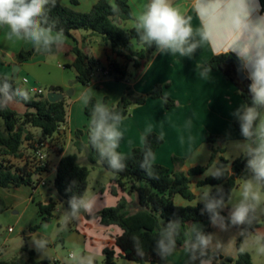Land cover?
I'll list each match as a JSON object with an SVG mask.
<instances>
[{"label": "clouds", "instance_id": "9594fccd", "mask_svg": "<svg viewBox=\"0 0 264 264\" xmlns=\"http://www.w3.org/2000/svg\"><path fill=\"white\" fill-rule=\"evenodd\" d=\"M57 3L58 0H0V28L8 29V40H23L31 43L37 53L54 54L66 40L63 29H58L57 21L49 15ZM192 8L199 19L195 27L193 17L182 13L172 0H146L134 18V32L139 44L154 49V54L191 59L208 44L218 56L235 57L238 73L248 81V102L231 113L241 137L235 148L247 176L235 201L223 183L205 186L198 193L202 205L199 214L207 217L208 227L215 231L194 223L181 233V220L169 219L159 232L154 251L167 260L183 235L181 246L188 264H214L218 254L231 247V240L226 243L218 234L235 231L243 240L240 252L246 251L251 241L256 254L264 255V230L256 227L264 218V0H193ZM118 11V6L113 5V12ZM197 67L202 77L212 71L210 65ZM30 92L26 87L14 86L8 77H0V110L14 102L29 101ZM80 99L85 107L91 103L88 88L82 90ZM123 119L122 113L103 101L92 104L89 144L113 173L127 168L128 158L118 151L124 136L120 130ZM154 160L155 154L145 138L139 167L149 178H153ZM233 163L216 161L205 170L203 178L225 181L234 175ZM76 186L73 180L65 188L72 195L62 213L60 231H67L70 224L96 211V200L86 193L74 194ZM132 240L136 254L142 257L139 237L133 235ZM49 243L46 236L33 235L30 249L37 255H46ZM94 260V255L77 247L68 253L65 264H94Z\"/></svg>", "mask_w": 264, "mask_h": 264}, {"label": "trees", "instance_id": "16d2710c", "mask_svg": "<svg viewBox=\"0 0 264 264\" xmlns=\"http://www.w3.org/2000/svg\"><path fill=\"white\" fill-rule=\"evenodd\" d=\"M76 3L73 0V4ZM113 5L118 6V12H113ZM49 15L51 19L57 21V28H62L67 37L73 38L75 31L84 30L109 43L117 58L110 59L107 69L109 70L108 76L117 81H123L130 77V66L134 68L135 75L140 76L156 55L154 49L139 44L134 29L127 31L120 25L123 21L134 20L130 0H113V3L110 0H99L89 12L77 11L72 7L62 5L58 1L57 6L51 9ZM137 46L138 48H136ZM37 54L40 53H37L35 49L22 51L17 55V61L24 63ZM72 54L75 59L70 68L76 71L80 84L90 86L100 65L99 60L79 45L72 49ZM118 58L123 59L124 63H121ZM229 59L227 55H217L209 61L208 65L212 66L213 70L222 71L226 78L237 86L239 94L247 103L249 99L248 81H242L239 78L236 64L234 62L229 63ZM0 77L5 76L0 75ZM9 79L14 86L24 87L16 83L14 76ZM164 88L163 85H157L146 95H137L132 88H127L119 103L111 108L122 113L124 119L129 117L133 106L144 105L148 99H163L166 108L172 109L177 105V102L164 94ZM51 91L64 92L62 88L57 87H52ZM96 101L95 98H92L91 103L85 108V114L89 118L92 104ZM19 103H23L27 108L24 115H20L9 107L0 110V189L22 186L36 188L43 183L44 174L51 170L47 159L41 161L37 158V144H46V142L52 144L60 130L69 123L67 99L52 103L44 94L34 96L31 94L29 101H19ZM235 127L239 131L236 122ZM35 129L42 131L43 138H37L33 131ZM82 136L83 131L78 130L75 133L73 143L79 153L88 151V164H83L78 154H65L64 148L58 151L61 159L56 168V177L52 188L65 202L72 195V193H66L65 188L73 180L77 181V186L73 190L74 194H87L91 174L90 166L102 164L104 168L113 173L106 162L100 160L98 153L91 148L89 142L86 147L82 141ZM145 138L154 154L164 144L163 137L161 138L157 133H149ZM207 142L212 146V157L207 166H197L188 172H184L182 168L185 165V159L174 156V169L172 170L154 163L153 178H149L139 167L142 150L145 147V139L142 147L135 148L131 154L125 155L128 158L126 161L127 168L121 173H113L116 176L117 186L113 187L112 191L117 195V188H120L130 196H135L138 207L133 209L132 203L126 198H122L116 206L105 208L96 214L102 225L107 227L118 226L123 231L122 235L118 236L115 241V246L121 250V253L118 255L115 247L107 246L103 251V264H118L117 257L138 264H169V257L167 260H162L154 251L155 241L165 222L169 219L179 218L181 220V233H183L193 223L208 221L206 216L199 214L200 207H202L200 203L184 206L176 201L178 196L189 202H194L197 199L193 190V178L202 177L195 183L199 187L223 183L225 190L229 191L232 196L247 176L243 168V159L240 156L233 160L234 175L225 181L203 178L205 170L216 161L228 162L224 157V148L222 146L216 147L217 143L224 144L226 142L224 137L208 134ZM15 161L19 164H16ZM56 207L57 204L53 200L46 205L39 203V213L43 222L50 223L53 220ZM7 208L5 198L0 195V214L4 213ZM256 227L259 228L260 225L257 224ZM37 229L38 226H34L28 231L32 233L36 232ZM208 231L211 230L208 229ZM133 235L138 236L142 243L144 252L142 257L136 254L132 240ZM182 240L183 235L178 239L177 249L182 248ZM242 243L243 240L240 238L238 249ZM23 251L26 254V259L22 264H61L57 260L39 258L37 253L28 246H25ZM0 264L14 263L1 262ZM214 264H253V259L247 251H239L236 258L226 257L220 253L214 260Z\"/></svg>", "mask_w": 264, "mask_h": 264}, {"label": "crops", "instance_id": "0c3cea01", "mask_svg": "<svg viewBox=\"0 0 264 264\" xmlns=\"http://www.w3.org/2000/svg\"><path fill=\"white\" fill-rule=\"evenodd\" d=\"M58 1L62 5L72 7L77 11L89 12L99 0H75L77 2L76 4H73V0ZM110 1L113 3V0ZM145 2L146 0H130L134 18L142 10ZM172 2L182 13L193 17L192 23L194 27L199 25V19L196 17L192 8L193 0H172ZM120 25L127 31L132 30L134 29V20L123 21ZM7 31L8 29L6 27L0 28V53L11 60V63L6 61L7 59L0 61V65L3 66L0 75H4L5 77L13 78L11 66L19 65L18 78L23 75L24 79L26 75L29 74L27 65L44 64L49 66V60L52 59V57H57L58 59L62 58L64 62H61L59 67L67 70L70 69L74 79L71 80L70 83H67L66 80L63 79L60 82H53L51 84L54 87L62 88L64 92H73L71 96H75L79 90L82 92L83 88H88L91 85H101L103 88L109 86L110 89H106L105 94L102 96L100 94H92V98L103 101L110 108L115 107L119 103L127 88H132L137 95H146L157 85H163L165 87L164 94L177 102L175 107L167 109L163 99H148L144 105L133 106L129 117L121 122L120 130L123 132L124 136L120 142L118 151L124 155H129L135 148L142 147L146 135L149 133H157L163 137L164 144L157 150L154 163L172 170L174 169L173 157L177 156L185 159V165L182 171L188 172L191 168H194L193 165L197 167L206 166L208 164L212 153V146L207 142L208 134L224 137L226 141L236 142L241 140L239 131L235 127V121L231 115L236 108L245 104L243 98L239 94L237 86L229 81L220 70L212 69L207 77H202L199 74L197 65H208L209 61L214 56H217L213 51V46L205 44L191 59L183 58L179 55L156 54L148 68L140 76H136L134 68L130 66L129 72L131 78L127 81H117L97 71L96 73L98 74L99 80L96 81L94 78L90 86H83L77 79L76 71L70 68L75 59L72 54V49L79 45L90 55L99 60L100 65L98 69L107 70L110 59L117 58L113 54L112 47L109 43L104 42L98 36H92L90 32H83L82 30L75 31L73 33V38L65 36L66 40L64 47L56 52V54H41L24 63H18L17 55L22 51L32 50L34 47L31 43L23 40H8L5 35ZM136 48H138V46ZM118 60L124 63L123 59L118 58ZM67 97L68 96H66V99ZM72 104L71 120L69 119V123L60 130L59 134L52 141V144L46 142V147L48 146L55 155L53 157L50 155L47 156L51 171L46 174H54L56 176V168L61 159L58 151L64 148L66 154L69 145L74 144L73 140L75 133L78 130H82L83 126L87 128L89 125L90 118L87 117L86 114L85 116L87 118H83V120L82 118L75 117L76 105H79L82 112L85 113L86 107L80 97L75 98ZM33 131L35 132V130ZM82 141L87 147L89 137L86 140L82 136ZM224 144L219 142L216 146L223 147ZM25 146L27 147V145ZM46 149L47 148H45V150ZM227 152L228 150L225 149V158ZM83 160L82 158V163L84 162ZM91 176L92 170L89 177V186ZM201 178L202 177H197L196 179L198 181ZM43 183L39 184L36 188L22 186L19 188L0 189V195H2L7 202V210L10 208L13 210L16 209L15 214L18 217H16L15 223L17 228L20 227L21 231H25L27 228L32 227V223H25L24 219L28 211L32 209L31 205L33 203L39 201L33 213L40 216L39 203L46 205L49 204L51 200H54L55 196L59 197L52 188L53 183L49 186L48 190L43 192L41 187L48 186L47 182L44 180ZM116 186L115 177V180H112L108 190L101 188V198L98 196L93 197L97 203L96 211L91 216L87 214V216H83L79 221H76V230L79 236L84 237V240L81 241V249L86 252L95 249L97 253L103 254L104 249L110 246L115 247L118 255L121 253V250L115 246V241L118 236L122 235V229L118 226H104L101 224L99 218L93 217L105 208L116 206L122 198H126L131 202L133 209H137V204H135L133 197L128 193L120 188H117V195L113 193V187ZM193 190L196 195H198V191L195 187H193ZM105 196L109 198L104 200ZM60 200L65 202L62 199ZM19 214H21V216H19ZM22 214L24 215L22 216ZM196 223L204 225L207 230L210 229L211 231H215L208 227V221ZM10 229L13 228L10 227ZM10 229L9 233H16L15 229H13L12 232H10ZM38 233L48 238V235L41 234V232ZM218 235L226 243L231 240V247L229 250L221 253L226 257L236 258L239 252L238 242L241 237H239L235 231ZM27 238L28 237H26V239ZM26 246L29 247V245ZM24 248L25 247H22V249L16 253L15 258H4L0 263L9 262L22 264L26 259V254L23 251ZM37 256L43 259L57 260L44 255ZM168 259L169 264H188V257L183 248L176 249Z\"/></svg>", "mask_w": 264, "mask_h": 264}, {"label": "rangeland", "instance_id": "374dc122", "mask_svg": "<svg viewBox=\"0 0 264 264\" xmlns=\"http://www.w3.org/2000/svg\"><path fill=\"white\" fill-rule=\"evenodd\" d=\"M82 31L87 32L84 30ZM54 54H56V52ZM39 55L41 54H37L34 57H37ZM4 59H7V58L3 54L0 53V61H3ZM6 61L11 63V60H9V58ZM61 62H64L62 58L58 59L57 57H52V59L49 60V63H50L49 66H46L44 64L27 65L28 66L27 70L29 71V74L26 75V78L29 79L30 84H26L25 86L27 88L36 86L44 92V95L47 96V94L51 91L52 87H54L51 83L60 82L63 79H65L67 83H70V81L74 79L73 73L72 71H70V69L67 70V69L60 68L59 64H61ZM15 66H19V65L11 66L12 73H13ZM2 69H3V66L0 65V72L2 71ZM1 76H4V75H1ZM94 76H95L94 80L98 81L99 80L98 74L96 73L94 74ZM130 78L131 77H128L124 81H127ZM16 83L23 85V75H21L18 79H16ZM88 89L90 90L91 96L92 94L94 95L100 94L102 96L103 94L106 93V89H110V88L109 86H107L106 88H103L101 85L100 86L91 85L90 87H88ZM80 94H81V90H79V92L75 96L67 97V102L69 104V119L70 120H71V110H72L73 100H75V98L80 97ZM8 107L15 110L20 115H24L27 112V108L23 103L14 102V103H11ZM75 117L82 118V120L83 118H87L85 116V113L82 112L81 107H79V105H76L75 107ZM82 131H83V137L87 140L89 137V125L87 126V128L83 126ZM35 134L37 138H43V134L40 129H35ZM223 147H224V150L225 149L228 150L226 154V159L228 161L229 160L233 161L240 157L238 150L235 148V141H226ZM46 148L47 149L45 150V153L47 154V156L49 155L52 157L55 156L54 153L48 148V146ZM66 154L68 155L78 154L81 157L80 159L82 158L84 159L83 164H88L87 162L88 151L85 150L82 153H79L74 144L69 145V147L67 148ZM211 157H212V153H211ZM15 162L16 164H19V162L17 161ZM90 168L92 170V176L90 179V186H89L87 195L89 197L98 196L99 198H101V194H100V192L102 191L101 188L108 190L110 184L112 183V180H115L116 176L110 171H108L106 168H104L102 164H99L97 166H90ZM55 177L56 176L54 174H46L43 176V180L47 182L48 184L47 187L45 186L41 187L43 192L48 190L49 186L52 185V183L54 182ZM192 180L194 182L193 187H195L199 193L204 187H199L195 184L197 182L196 178H193ZM242 183L243 181L241 182V184ZM239 187L232 194L233 201L239 198V195H240ZM108 196H111V195H108ZM108 198L109 197L105 196L104 200ZM133 200L135 201V204L138 205L137 199L135 196L133 197ZM53 201L57 204V207L54 213L55 217L50 223L43 222L39 215L37 214L35 215V213H33V210L37 208L36 204L39 201L31 205L32 209L28 211L27 215L25 216V219H24L25 223H28V224L32 223L31 224L32 227L38 226V229L36 231L37 233L36 232L30 233L28 231L29 228H27L25 231H21L20 227L17 228L16 223H15L16 217H18L15 214L16 209L13 210L12 208H10L6 212L0 214V261L4 258L6 259L15 258L16 253L20 251L22 247H25L26 245H29L30 247V241H31L32 236L33 235L40 236V233L38 232H41V234L43 233V234L48 235V239L50 241L48 253L44 256H48L51 259H57L61 262V264H65V259L68 256V253L70 251H72L74 248H77V247L82 248L81 241L84 240L83 239L84 237L79 236V233L76 230L77 229L76 221L68 226L67 231L59 230L60 225H61L62 213L64 209L67 207V203L62 202L60 198L57 196L54 197ZM176 201L178 204L184 205V206L197 205L199 203V196L197 195V199L194 202H189L180 196L177 197ZM23 215L24 214H22V216ZM19 216H21V214H19ZM84 216H87V214H85ZM93 217L96 218V215H94ZM45 225H47V227H44ZM259 225H260V229L264 230V218H262V223ZM10 227L15 229L16 233L14 234L9 233ZM26 237L28 238L26 239ZM246 251L251 254L252 259H253V264H264V255L256 254L255 245L253 242L250 241L248 243ZM87 253L94 255L95 257L94 264H103L104 257L102 253L101 254L97 253L95 249L92 251H88ZM40 256H43V255H40ZM117 263L118 264H138L136 262L126 260L122 257H117Z\"/></svg>", "mask_w": 264, "mask_h": 264}, {"label": "built area", "instance_id": "2783aa9c", "mask_svg": "<svg viewBox=\"0 0 264 264\" xmlns=\"http://www.w3.org/2000/svg\"><path fill=\"white\" fill-rule=\"evenodd\" d=\"M97 71H100L105 76L109 75V70L98 69ZM25 81H27L26 84H30L29 79L24 78L23 79V86L24 87H26ZM28 89L31 90L30 93L33 95H43L44 94V92L36 86H32L30 88L28 87ZM45 148H46V144H44V143L37 144L36 156L41 161H45L47 159V154L45 153ZM43 185H44V183H43ZM12 231H13V229H10V232H12Z\"/></svg>", "mask_w": 264, "mask_h": 264}, {"label": "water", "instance_id": "95a60500", "mask_svg": "<svg viewBox=\"0 0 264 264\" xmlns=\"http://www.w3.org/2000/svg\"><path fill=\"white\" fill-rule=\"evenodd\" d=\"M228 62H234L236 64V60L235 57H231ZM237 66V64H236ZM19 66H15L14 70H13V76H14V80H16L18 78V73H19ZM239 78L243 81L244 79L240 76V74L238 73ZM73 94V92H60V91H50L47 94V99L52 102V103H57L59 101L65 100L66 96H71Z\"/></svg>", "mask_w": 264, "mask_h": 264}]
</instances>
